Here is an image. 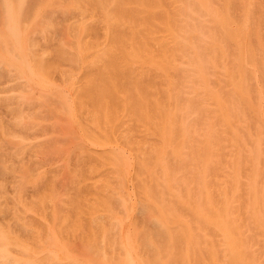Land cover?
I'll use <instances>...</instances> for the list:
<instances>
[{"label":"rangeland","instance_id":"rangeland-1","mask_svg":"<svg viewBox=\"0 0 264 264\" xmlns=\"http://www.w3.org/2000/svg\"><path fill=\"white\" fill-rule=\"evenodd\" d=\"M0 2V264H264V0Z\"/></svg>","mask_w":264,"mask_h":264},{"label":"bare ground","instance_id":"bare-ground-1","mask_svg":"<svg viewBox=\"0 0 264 264\" xmlns=\"http://www.w3.org/2000/svg\"><path fill=\"white\" fill-rule=\"evenodd\" d=\"M1 3V2H0Z\"/></svg>","mask_w":264,"mask_h":264}]
</instances>
